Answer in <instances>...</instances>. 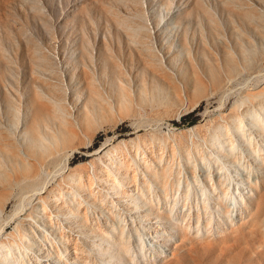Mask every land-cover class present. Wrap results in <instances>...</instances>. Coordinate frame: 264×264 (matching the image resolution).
<instances>
[{
	"label": "rangeland",
	"instance_id": "obj_1",
	"mask_svg": "<svg viewBox=\"0 0 264 264\" xmlns=\"http://www.w3.org/2000/svg\"><path fill=\"white\" fill-rule=\"evenodd\" d=\"M0 264H264V0H0Z\"/></svg>",
	"mask_w": 264,
	"mask_h": 264
},
{
	"label": "bare ground",
	"instance_id": "obj_2",
	"mask_svg": "<svg viewBox=\"0 0 264 264\" xmlns=\"http://www.w3.org/2000/svg\"><path fill=\"white\" fill-rule=\"evenodd\" d=\"M48 142H49V140H48V138H47L46 136H42V137H41V143H42V144H46V143H48ZM28 169H30V167H29Z\"/></svg>",
	"mask_w": 264,
	"mask_h": 264
}]
</instances>
